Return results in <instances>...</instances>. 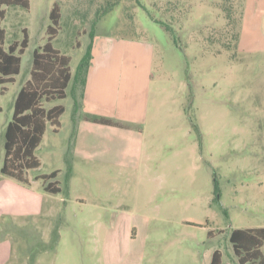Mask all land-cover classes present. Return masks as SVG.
<instances>
[{
    "label": "rangeland",
    "instance_id": "374dc122",
    "mask_svg": "<svg viewBox=\"0 0 264 264\" xmlns=\"http://www.w3.org/2000/svg\"><path fill=\"white\" fill-rule=\"evenodd\" d=\"M107 1L5 7L6 47L24 29L29 46L0 95V169L15 99L47 42L55 3L62 18L53 44L72 58L73 75L66 99L43 103L66 108L62 127L48 125L36 150L41 167L27 172L28 184L16 182L22 192L13 190L0 219L9 264H211L218 249L223 263L238 264L231 232L264 228V0H119L102 17ZM102 37L142 42L152 81L136 132L125 139L114 129L121 134L99 135L86 149L82 128L71 139V92L92 39ZM56 170L61 192H45L34 178Z\"/></svg>",
    "mask_w": 264,
    "mask_h": 264
},
{
    "label": "trees",
    "instance_id": "16d2710c",
    "mask_svg": "<svg viewBox=\"0 0 264 264\" xmlns=\"http://www.w3.org/2000/svg\"><path fill=\"white\" fill-rule=\"evenodd\" d=\"M119 0L107 1L102 17L112 10ZM30 0H0V86H3L0 95L4 94V86L14 83L21 72L22 56L29 46V33L23 30V39L13 41L6 47V30L3 22L6 18L5 7H21L29 9ZM149 16L175 37L173 27L156 18L148 11ZM62 18L61 5L55 3L51 13V25L48 27L47 42L34 51L31 78L19 90L14 103V115L5 132L4 163L1 174L20 183L28 184L27 172L39 169L42 165L36 156V150L43 142L47 127L50 124L55 133L61 128V117L65 113V107L61 104L46 108L44 102H55L67 98L73 75L71 69L72 58L55 48L53 42L56 39ZM94 37V36H93ZM92 61V45L90 44L86 55L82 58L76 75V82L85 85L86 77ZM78 103L75 102L73 113L74 130L71 139L75 135L77 125ZM2 112V107H0ZM85 120L111 127L128 129L129 126L107 117L84 115ZM198 130V128H197ZM199 132V130H198ZM71 166L69 165V168ZM59 171L36 177L43 180L45 191L51 194L61 192L59 182L56 180ZM218 189V188H217ZM213 231L208 233L213 238ZM60 237L57 231L53 234V249L59 243ZM233 252L238 264H264V228L235 229L229 236ZM211 264L223 263V253L216 250L213 253Z\"/></svg>",
    "mask_w": 264,
    "mask_h": 264
},
{
    "label": "crops",
    "instance_id": "0c3cea01",
    "mask_svg": "<svg viewBox=\"0 0 264 264\" xmlns=\"http://www.w3.org/2000/svg\"><path fill=\"white\" fill-rule=\"evenodd\" d=\"M91 45L92 61L86 83L85 85L79 84L80 86L75 87L71 92L72 115L75 102H77L79 106L76 115L77 126L86 131L85 137L80 135L86 149H92L91 145L98 142L99 135L107 137L121 134L120 131L114 129L124 130L125 134H129L125 139L134 134L130 132L134 131V126L142 122V117L145 114L144 101L140 100V97L152 81V56L142 42L129 41L125 37H102L92 39ZM128 52H131L130 55H127ZM138 64H141L142 67L138 68ZM138 76L140 77L137 78ZM86 114L111 118L128 125L129 128L122 129L96 124L85 120L84 115ZM71 123L73 122L71 121ZM80 136H77L75 141L77 149ZM13 180L2 175L0 169V219L6 209L8 210L7 207L12 204L13 190L22 192L17 181ZM3 237L0 223V264H9L11 259L10 243H4Z\"/></svg>",
    "mask_w": 264,
    "mask_h": 264
}]
</instances>
